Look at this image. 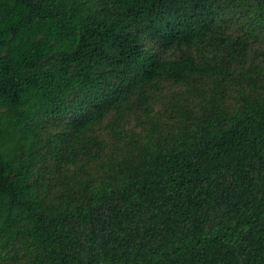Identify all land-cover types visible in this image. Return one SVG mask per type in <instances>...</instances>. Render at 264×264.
Instances as JSON below:
<instances>
[{
  "label": "trees",
  "instance_id": "trees-1",
  "mask_svg": "<svg viewBox=\"0 0 264 264\" xmlns=\"http://www.w3.org/2000/svg\"><path fill=\"white\" fill-rule=\"evenodd\" d=\"M0 264H264V0H0Z\"/></svg>",
  "mask_w": 264,
  "mask_h": 264
}]
</instances>
